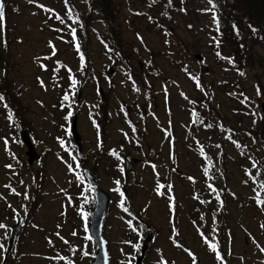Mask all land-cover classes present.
<instances>
[{
	"label": "rangeland",
	"instance_id": "rangeland-1",
	"mask_svg": "<svg viewBox=\"0 0 264 264\" xmlns=\"http://www.w3.org/2000/svg\"><path fill=\"white\" fill-rule=\"evenodd\" d=\"M74 1L76 11L84 12L85 1ZM4 2L5 21L0 31L3 50L0 52L7 68L0 66L3 93L0 95L5 98L0 101V223L6 227L0 228V244L4 245L0 249V264L9 239V227L19 217L23 218L22 225L8 264H69V261L90 264L97 251L96 242L89 239L88 232L93 194L84 193L85 184L78 178V169L73 172L68 167L72 165L71 158L60 143L66 122L65 111L60 106L63 87L55 84L52 74L57 69L64 75L63 64L76 67L78 59L68 27L72 21L62 0ZM115 2L121 6L117 28L126 39V49L136 46V50H140L134 59L136 75L129 72L127 65L115 69L112 87L104 77L101 85L105 96L109 92L110 108L105 134L88 117L89 110L102 102L97 78L81 86L82 106L76 121L83 140L82 155L86 154L90 160L97 158L94 150L101 146L99 134H104L103 147L121 150L126 146L132 150L133 163H126V175L125 167L121 172L120 161L108 152L101 154L95 163L96 183L111 196L102 230L109 264H128L129 260L135 264L140 246L137 249L134 245L148 231L146 227H136L137 231H133V223L129 226L132 218L120 206L122 198L120 192L115 191L117 187L122 191L126 189V203L136 213L135 223L147 222L156 233L140 264H162V260L168 264H194L195 258H200V264H264V251H261L264 248V228H261L264 207L247 203L251 197L257 199L258 193L262 199L264 197V192L260 194L263 188L247 174L256 158L264 159L263 146L253 143L252 139L246 140L239 133L237 139L245 147L249 146L248 158L241 160L234 142L226 139L221 144L224 134L217 135L211 130L205 116V122L195 123L194 120V107L203 105L205 109L219 108L222 118L240 129L250 128L256 122L260 115L252 100L259 96L257 88L260 85L264 88V69L258 61L262 57L264 60V49L254 46L256 61L246 65L241 75L230 68L226 51L218 49L213 30L214 13L207 11L212 8L209 0H188L187 12L179 8L164 21L162 7L151 6L147 0ZM41 4L52 5L63 14L66 24L62 25V31L56 30L51 14L41 8ZM148 15L159 18V23L151 26L145 18ZM96 27L102 28L101 23L96 22ZM57 33L61 36L57 37ZM93 39L92 54L97 69L110 68L111 59L103 54L95 37ZM50 41L56 49L54 56ZM217 52L221 55L217 56ZM41 64L46 67L42 68ZM194 71H198L201 79L200 89L206 90L204 98L189 76ZM3 76L9 84L8 92L19 98L20 114L37 136V149L43 156L33 165L28 164L27 147L13 134V124L2 108L8 97L1 81ZM149 82L154 84L151 92L156 99L147 97ZM262 93L260 103L264 102V91ZM141 104H145L146 116L143 110H138ZM130 119L137 131L147 133L142 140V153L134 149L131 137L126 139L124 132L130 136L133 133L128 124ZM199 148L213 160L226 157V175L205 178ZM9 164L11 169L5 167ZM72 166L75 168L74 164ZM84 166L86 169L94 167L86 162ZM253 171L257 173L254 168L250 170L252 174ZM8 184H18V187H5ZM168 185L172 186L171 190ZM30 188L37 191L29 193ZM221 198L226 199L225 226L221 233L211 228L210 215L204 227L211 243L218 242V248L213 250L202 238L199 227L193 224L190 214L197 206L212 211L217 205L219 210ZM140 231L142 235L137 234ZM174 234L181 236L188 250L172 240Z\"/></svg>",
	"mask_w": 264,
	"mask_h": 264
},
{
	"label": "trees",
	"instance_id": "trees-1",
	"mask_svg": "<svg viewBox=\"0 0 264 264\" xmlns=\"http://www.w3.org/2000/svg\"><path fill=\"white\" fill-rule=\"evenodd\" d=\"M85 1V11L81 10L76 11L75 1L68 0L67 5L65 4V0H63L65 7L71 8L73 10V17H78V22L73 23L72 26L77 29V37L74 41L70 31V39L72 43H79L80 50L79 52L75 48V53L79 58V69L78 72H74L75 76H73L76 80L77 77H80L81 81L85 80V78L91 79V76L97 77L99 81H101L102 75H106L108 77V81L113 85V76H111L109 70L98 71L94 58H93V38L94 33L96 35L97 40H99L102 44L103 52L109 56L111 59V65L114 67L121 66H129V72L136 75V67L134 66V59L136 58V52H140V50H136L138 47L129 46V50H127L126 39L124 38L121 30L117 28L118 19L120 16V4L116 3L115 0H84ZM151 6H161V19L167 20L173 16V14L178 11L179 8H182L184 12H187L185 8V4L188 0H147ZM214 4V16H215V28L214 34L219 41L218 49L224 50L227 53V58L230 60V68L234 71H238L244 73V69L246 65H250L256 61L255 53L253 52L254 46L258 45V47H262L264 49V2L261 0H213ZM212 7V5H211ZM148 23L152 26L155 23H159L160 19L154 15H148L145 17ZM72 20V19H71ZM216 20L219 21V31H217ZM96 22H100L102 28L96 27ZM82 25V27H81ZM121 28V26H120ZM135 31V28L133 27ZM134 48V50H133ZM3 50L0 47V51ZM150 51V50H148ZM253 52V53H252ZM151 53V52H150ZM81 55H83V63L81 62ZM226 56V55H225ZM264 69V60L263 57L261 60H258ZM262 61V63H261ZM6 61H2L1 52H0V66L3 69L7 68L5 66ZM139 70V68H138ZM73 71H71L72 73ZM98 72V73H97ZM79 74V76H78ZM97 74V75H96ZM190 78L194 81V84L198 91L200 92V97L204 98L206 94L205 89H200L201 79L199 78L198 71H194L193 73H189ZM139 79L140 76L138 75ZM2 85L5 86V91L8 94V101L6 102L7 108L5 107V112L8 114H12V119L15 118L16 113L20 116V104L19 98L13 93L8 92L9 84L5 80V76L1 77ZM146 84V83H145ZM235 84V83H233ZM150 88L148 89L147 97L151 99H156V96L152 95V88L154 84L149 82ZM199 85V86H198ZM260 94L257 96V99H251L254 101L256 105V109L260 113V117L256 118V122L250 128L240 129L239 127H234L230 123L226 121V119L222 118L221 110L215 107L204 108L203 105L199 107H194V120L195 123L202 121L203 119H207L205 122L208 125H211V130H214L217 135L224 134V138L221 139V144H224L226 139H231L236 141V147L239 150L241 160H246L248 158L247 149L249 146H244L242 141L237 139V135L241 133L245 139H252L253 143L261 144L263 146L264 152V114L260 109V99L262 98V92L264 88L259 86ZM70 100L69 101H61L60 106L63 107L67 112H72V106L75 102H78V92L73 91L72 88L68 92ZM245 95L244 91L242 92ZM202 101V99H200ZM259 100V101H258ZM68 102L71 103V107H68ZM63 105V106H62ZM11 106L13 110H11ZM125 109V106L123 104ZM145 104H141L138 106V110L140 112H144V116L147 115V110L144 109ZM204 110H207L205 112ZM109 106H108V95L104 100V106L101 107L98 112L101 114L103 125L102 130L105 134V129L108 127L109 121ZM240 112L239 110H237ZM242 111V110H241ZM73 111L72 113H75ZM95 113L92 111V114ZM73 116V115H72ZM68 117L67 113H65V124L64 127H68L73 117ZM205 116V118H204ZM24 118V117H23ZM25 120V118H24ZM107 120V123L105 122ZM15 123V121H14ZM16 125V124H15ZM130 128H132V135L130 136L128 132H126L127 138L131 137L133 143V147L136 151L142 153V146L144 139H146V132L137 131V127L132 120H129ZM135 129V131H133ZM243 133H246L243 134ZM102 151L106 152L107 149H102ZM115 151L120 152V157L122 158V163L125 165L127 162L133 163L132 159V150L128 149L126 146H122V149H115ZM100 154V152L97 150ZM200 156L203 160V174L206 177H217L218 175H225V166H226V157H218L216 160L208 157V155L203 151V155H201L200 148ZM121 161V160H120ZM217 161V162H216ZM86 162L92 163L86 158ZM96 161L92 164L94 165L93 169L96 168ZM98 163V160H97ZM253 164L256 166L253 167ZM252 167L248 170L250 171L252 168L256 169L257 173L254 174L255 181L260 180L259 182H264V159H255ZM208 168L209 171L207 174L204 172V168ZM254 172V171H253ZM259 177V178H258ZM12 186V185H11ZM206 213H202L201 217L198 218V214H194L193 222L198 224L201 222V219L204 218ZM225 223V219L223 220ZM225 225V224H224ZM223 225V226H224Z\"/></svg>",
	"mask_w": 264,
	"mask_h": 264
},
{
	"label": "snow or ice",
	"instance_id": "snow-or-ice-1",
	"mask_svg": "<svg viewBox=\"0 0 264 264\" xmlns=\"http://www.w3.org/2000/svg\"><path fill=\"white\" fill-rule=\"evenodd\" d=\"M28 2H29V3H34L35 0H28ZM153 2H155V0H153ZM67 3H68V0H65V4H66V5H67ZM169 3H171V0H169ZM209 3H210V5H212V8L208 9L207 11H214V7H215V6H214V4H213V0H209ZM39 6H40L41 8H44V7H45L44 5H39ZM46 10L49 11V12H52V11H53V10H51V9H46ZM67 15H68V18H69V19H72V21H73L74 24L78 22V17H73V10H72L71 8H68V9H67ZM50 18H51V17H50ZM55 19L58 20V21H60L61 23H65L64 18L61 17L59 14H55ZM214 19H215V16H214ZM4 21H5L4 3H3V0H0V31L3 30ZM216 25H217V31H219V21H218V20H216ZM68 27H69V30H70V34H71L73 40L75 41V40H76V37H77V29H76L75 27H71V25H69ZM81 27H82V25H81ZM189 27H191V26H189ZM57 31H61V30L57 29ZM61 39H62V37H61ZM217 44H219V41H217ZM49 46L52 48V55L54 56V55L56 54V49H55V46L52 44L51 41L49 42ZM75 48H76V50L79 52V50H80V44H79L78 42L75 43ZM220 55H221V54H220L219 52H217V56H220ZM47 58H50V57H46L45 59H47ZM38 59H39V58H38ZM83 59H84V58H83V55H81V62H82V63H83ZM58 63H59V62H58ZM41 67H42V68H45L46 66L43 65V64H41ZM68 71H69V73H71V70H70V69H68ZM241 75H243V73H241ZM38 80H39V77H38ZM70 80H71V87H72L73 90H74L75 87H76V85H77V83H78V81H77L74 77H72L71 75H70ZM40 82H41V85L43 86V81H40ZM198 86H199V85H198ZM257 94H258V95L260 94V89H259V88H257ZM4 99H5V98H4L2 95H0V101H4ZM62 99H63V101H69V100H70L69 94L66 92V93L64 94V96H63ZM247 99H248V98L245 97V101H247ZM62 106H63V105H62ZM5 107L7 108V105H6V104H5ZM68 107H71V104H69ZM72 115H73V113H72L71 111H69V112L67 113V116H68V117H71ZM194 115H195V113H194ZM8 118H9V120L12 119V114H11V113H9V117H8ZM209 127H211V125H209ZM133 131H135V129H133ZM60 143L63 145V144H64V141L61 140ZM5 144H7V140H5ZM217 147H219V145H217ZM111 155H112V156H115L118 160H121V163H122V158L120 157V155H119V153H118L117 151L113 150V151L111 152ZM201 155H203V149H201ZM72 159H73V161H76L77 158H76L75 156H73ZM255 166H256V165L253 164V167H255ZM5 167L11 169V168H12V165L9 164V165H6ZM68 167H69L70 171L75 172L76 169H78V168L80 167V164L77 162V163L75 164V168H73V166H72L71 164H69ZM153 167H155V166H153ZM120 170H121V172H123V168H122V167H121ZM208 171H209V169H208L207 167L204 168V172H205V174H207ZM247 174H248V175H251V172L249 171ZM189 179H192V178L190 177ZM253 179L255 180V178H253ZM116 184L119 185V184H120V181L117 180V181H116ZM5 187H9V188H10V185H5ZM167 187H168L169 190H171V187H172V186H171V185H168ZM210 187H211V186H210ZM260 187H261V188H264V182H262V183L260 184ZM213 190H214V189H213ZM11 191H12L13 193L19 195V193H16L15 189H11ZM115 191L120 192L121 197H122V198L124 197V193L121 192L120 189H119L118 187L115 189ZM214 191H215V190H214ZM217 199H219V194H218V193H217ZM124 203H125L124 199H121V201H120V206L123 208V210H124L125 212H128V208H127V207H124ZM222 203H223V202L221 201V206H222ZM257 203H258V205H264V200H261V199L259 198V193L257 194ZM173 207H174V204H173ZM86 218H87V217L85 216V219H86ZM128 223H129V226H132V221H131V220H129ZM5 227H6V226H5L4 224L0 223V228H5ZM261 228H264V224H261ZM133 231H137V229H136L135 227H133ZM57 235L59 236V233H57ZM73 235H75V233H73ZM202 235H203V233H202ZM89 239H91V236H89ZM50 243H51V241H50ZM65 243H67V241H65ZM129 243H130V242H129ZM3 247H4V245H3V244H0V249H3ZM134 247H136V248L138 249V248H139V244L137 243L136 245H134ZM210 247H211L213 250H215L216 247H217V245H216V244H211ZM261 251H264V248H262ZM84 255L87 256L88 253L85 252ZM60 259H64V258H63V257H60ZM105 261H107V254H105ZM69 264H72V262L69 261ZM128 264H131V260H129ZM162 264H168V262L162 260ZM194 264H195V259H194Z\"/></svg>",
	"mask_w": 264,
	"mask_h": 264
},
{
	"label": "water",
	"instance_id": "water-1",
	"mask_svg": "<svg viewBox=\"0 0 264 264\" xmlns=\"http://www.w3.org/2000/svg\"><path fill=\"white\" fill-rule=\"evenodd\" d=\"M262 1L264 2V0ZM261 107L264 112V102L261 104ZM20 128H21V133H22V139L25 141V143L27 144L29 148V150L27 151V154L30 156L29 162L32 163L35 159H40L41 156L35 151V147L31 142L30 136L25 126L20 124ZM72 131L74 134V143L77 144L81 148V136L77 129L76 120H74ZM96 196L98 198V204L91 213L90 230H91V234L93 238L97 242L98 252L95 255V260H93L91 264H108V251H107L105 239L102 237V234H101V228H102L104 216L107 211V207L109 203V196L106 192H104L98 186H96ZM19 225H20V221L17 225L12 227V235H11L8 249H10L14 243ZM153 235H154V232L152 229H150L149 235L146 238H144V241H143V253L145 252ZM177 242L182 245L179 238L177 239ZM105 254H107V261H105ZM140 260L141 258H138L137 263H139ZM198 262L199 260H196V264H198ZM3 264H5V262H3Z\"/></svg>",
	"mask_w": 264,
	"mask_h": 264
}]
</instances>
